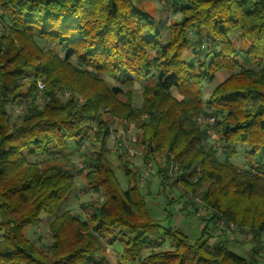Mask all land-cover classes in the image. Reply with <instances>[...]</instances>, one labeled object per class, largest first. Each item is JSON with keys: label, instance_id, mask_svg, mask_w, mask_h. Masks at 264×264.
<instances>
[{"label": "trees", "instance_id": "16d2710c", "mask_svg": "<svg viewBox=\"0 0 264 264\" xmlns=\"http://www.w3.org/2000/svg\"><path fill=\"white\" fill-rule=\"evenodd\" d=\"M179 3L182 19L170 26L163 43L154 16L131 0H0V19L7 20L4 27L11 34H0V264H112L106 241L121 249L117 264H256L255 251L248 260L231 250L229 239L210 245L212 235L206 226L195 242L180 228L161 226L138 184L139 171L120 160L128 183L124 190L103 143L110 131L102 111L122 120L146 116L138 128L147 158L169 150L188 170L187 177L197 180L193 184L179 176L175 183L181 181L187 190L196 191L203 180L221 183L218 170H224L227 177L231 175L230 182L247 180L242 189L234 187L235 192L240 189L239 195L264 188L263 167L246 170L232 163L237 145L250 146L248 156L264 147V0ZM236 31L247 42L246 49L232 40ZM36 40L53 43L67 63L75 59L84 68L81 73L70 67V75L90 81L88 90L78 91L85 95L84 103L73 93L60 98L59 90L55 92L59 83L48 69L23 63V56L41 52ZM205 42L209 47L203 59H184L189 50L198 56ZM240 59L249 67H243ZM30 70L33 89L23 93L21 86ZM221 72L232 74L205 101V84ZM38 79H45L47 102L42 108L26 104L22 119L13 121L10 105L19 98L25 103L34 98ZM135 84L148 98L140 110L118 101L132 94ZM196 114L216 117L213 129L219 147L197 146L207 136L193 121ZM92 136L103 137L100 149L89 155L79 174L85 173L87 186L102 192L105 200L99 207L90 205L93 215L82 220L65 208L76 188L67 164L73 152L70 146L80 152ZM158 174L166 207L171 209L179 201L163 188L169 186L166 170ZM213 197L209 191L200 200L217 214L215 221L242 227L224 197ZM44 214L52 218L47 251L28 234L42 224Z\"/></svg>", "mask_w": 264, "mask_h": 264}, {"label": "rangeland", "instance_id": "374dc122", "mask_svg": "<svg viewBox=\"0 0 264 264\" xmlns=\"http://www.w3.org/2000/svg\"><path fill=\"white\" fill-rule=\"evenodd\" d=\"M136 8L143 9L149 12L156 21L158 22L159 32L163 37V43H167V38L169 36V28L173 23H177L182 19V16L177 11L176 6H180L179 0H131ZM1 18V11H0ZM7 23L6 19H0V34L6 33L11 35L8 30L5 29L4 24ZM193 35L190 39H193ZM232 40L236 43L237 47L247 48V42L241 39L239 32H234L231 35ZM41 52L37 55L23 56V63H30L32 67L38 66L48 69L52 80H57V88L55 92H58L60 98L68 99L75 94L76 100L80 103L85 102V95L78 94L79 89L88 90L91 86L89 79L83 78V75L76 76L70 75L71 68L73 70L82 73L83 69L79 64H77L75 59L70 60L67 63L64 60V53L57 49L53 43H47L42 40H36ZM209 47V43L205 42L202 47V52L195 54V51L189 50L184 53V59L192 60L195 58L203 59L205 56V51ZM32 55V54H31ZM53 55H57L54 58ZM59 59L61 62H66L69 68L63 67L57 61ZM240 63L243 67H249L243 59H240ZM71 67V68H70ZM74 71V70H73ZM236 70L235 72H238ZM34 72L30 70L28 77L24 80L21 90L23 93L31 92L33 89V74ZM232 72H221L218 73L214 80L207 82L204 86V100L206 101L209 97L210 92L215 86L223 83L231 76ZM74 77V80L72 79ZM103 77V76H102ZM106 79L108 85L113 86V81L107 76ZM73 80V83L71 82ZM71 83V86H66ZM47 85L45 79H38L36 82L35 97H30L26 100L27 103L23 102L24 99L19 98L16 103L10 105L12 119L13 121H20L26 112V104L30 106L35 103L36 106L42 108L47 102L45 98V89ZM62 92V93H61ZM61 93V94H60ZM172 95L178 101L182 100V97L175 91H172ZM146 96L143 93V87L139 84H135L134 91L132 94L119 98V102H130L134 110H140L145 104ZM108 112L102 111L100 114L101 118L108 120L109 134L104 140L106 148L110 151V160L112 161L118 180L125 190L127 189L128 183L125 179L122 170L120 169V160H125L130 163L131 168L134 171H139L138 184L145 195L146 200L149 204L151 214L154 218L160 221L163 227H174L180 228L186 235H189L191 240L195 242L202 232V229L206 226L212 238L210 240V245L219 242V240L229 239L230 248L236 254L245 257L248 260H252V254L255 251L256 264H264V188L262 191L258 190L253 192L251 195H239L238 191L242 189V182L247 180L245 178H236L232 182L229 181L231 175H228L224 170H218L222 175L223 179L221 183L217 181L203 180L201 182L200 188L196 191L187 190L184 184L176 182L178 177H185L190 183H197L196 178L187 177L188 170L178 162L177 156L169 150L156 152L153 156L148 157L145 155V146L142 143L141 135L142 130L138 128V125L146 120V116H142L136 120L129 119H118L117 117H111ZM193 121L198 125L199 129L205 133L207 138L200 140L198 142L199 147H219L217 142V136L214 132V126L216 123V117L213 115L203 116L201 114H196L193 117ZM96 129L98 128L95 125ZM100 134L104 132L102 130ZM103 132V133H102ZM99 134H97L98 136ZM90 137V140L83 145L80 152H75V145L70 146L71 160L68 162L67 166L72 169L75 175L76 188L74 193L71 195L70 199L65 205L67 211L71 212L75 216H80L82 220H85L89 215H93L90 205L93 207H99L104 203V195L100 191L92 190L87 186L85 173L79 174V171L85 166V161L88 159L89 155H93L94 152L100 149L101 141ZM235 156L232 158V163L240 169H250V168H264V147L260 149L256 154L248 156L252 152V148L248 145H237L235 148ZM222 151H220L221 153ZM122 155L124 157H122ZM225 156H222L224 159ZM125 158V159H124ZM34 162H41L42 160H32ZM166 170V175L168 176L169 186L163 187L171 199H175L177 202L171 209L166 207V198L161 190V178L158 174L159 171ZM137 171V172H138ZM200 170H198L199 172ZM222 171V172H221ZM197 172V173H198ZM216 172V173H219ZM229 183V192H226L228 187L226 184ZM231 184V185H230ZM236 192L235 186H239ZM211 192L213 196H223L225 199V204H227V209L230 210V214L237 219L240 226L236 224L227 225L223 220L215 221L217 214L209 208L204 202H201V195L206 192ZM162 192V193H161ZM228 193L224 196V193ZM214 194V195H213ZM214 198V197H213ZM202 199V198H201ZM225 205H223L224 207ZM168 212L171 216L168 218ZM215 218V219H214ZM42 224L33 230H29V237L34 239L38 246L44 251H47L51 244V235L49 232L50 222L52 218L47 215H42ZM114 236V235H113ZM112 236V240L114 237ZM105 250L107 257L112 264H117L118 262V252L121 251L120 247L111 244L109 241L105 242ZM149 254V250H145V255ZM255 261V259H254Z\"/></svg>", "mask_w": 264, "mask_h": 264}]
</instances>
